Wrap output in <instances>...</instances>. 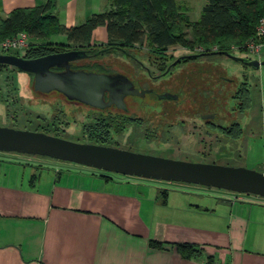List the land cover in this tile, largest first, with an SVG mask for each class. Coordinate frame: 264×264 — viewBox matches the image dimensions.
Instances as JSON below:
<instances>
[{"label":"crops","instance_id":"1","mask_svg":"<svg viewBox=\"0 0 264 264\" xmlns=\"http://www.w3.org/2000/svg\"><path fill=\"white\" fill-rule=\"evenodd\" d=\"M44 1L0 0V23ZM51 1L68 27L112 7V0ZM107 42L106 26L94 29L91 44ZM87 167L0 151V264H264L263 197ZM179 244L198 252L186 257Z\"/></svg>","mask_w":264,"mask_h":264},{"label":"rangeland","instance_id":"2","mask_svg":"<svg viewBox=\"0 0 264 264\" xmlns=\"http://www.w3.org/2000/svg\"><path fill=\"white\" fill-rule=\"evenodd\" d=\"M179 1L189 5L191 19L200 17L201 0ZM183 30L192 40L188 27L185 26ZM49 42L56 45L63 43L55 35ZM96 46L100 45L92 44L91 47ZM195 49L175 44L154 51L144 42L135 49H129L126 54L111 53L97 59L102 64V69L95 66L99 71L112 74L127 73L141 90L147 92L144 95H127L129 108L128 111L125 110V114L144 120L158 117H165L177 123L184 120L188 126H177L174 130L163 132L149 141L145 140L143 132L127 130L113 135L108 140L109 144L154 156L244 166L264 172V65L259 68L245 65L239 58L253 59L240 51H234V57L213 54L184 60L191 52H197ZM130 55L138 59L133 61L134 58L132 57V60ZM157 55L162 56L168 65L179 60L182 62L174 65L167 73L157 76L160 70L152 62ZM93 59H81L80 62L90 66L89 62H94ZM104 60L105 62H102ZM110 110L113 113L117 111L114 107ZM94 113L98 114L99 111L63 95L49 96L37 92L30 73L7 65L0 66V126L46 131L71 141L91 142L90 136L84 132L83 125L89 124L88 114ZM208 114L216 115L211 118L213 122L233 130L230 129L228 134L212 130V135H205L204 121ZM190 123L199 126L192 130L193 125L190 127ZM237 132L240 136L235 135ZM12 153L24 156L32 163L76 164L40 155ZM151 180L156 181V185L201 188L208 194L216 193L217 190L235 193L196 184Z\"/></svg>","mask_w":264,"mask_h":264},{"label":"water","instance_id":"3","mask_svg":"<svg viewBox=\"0 0 264 264\" xmlns=\"http://www.w3.org/2000/svg\"><path fill=\"white\" fill-rule=\"evenodd\" d=\"M204 54L208 53L200 55ZM222 54L234 57L230 52ZM86 58L91 57L84 49L58 51L35 58L1 54L0 65L30 73L37 92L49 96L63 95L99 112H108L114 107L116 112L125 113L129 108L127 95L147 93L135 84L129 74L101 72L80 62ZM239 60L256 68L264 65V59ZM169 96L172 97L164 95ZM0 151L40 155L105 172L196 184L264 198V172L244 166L154 156L110 145L71 141L43 131L8 126H0Z\"/></svg>","mask_w":264,"mask_h":264},{"label":"trees","instance_id":"4","mask_svg":"<svg viewBox=\"0 0 264 264\" xmlns=\"http://www.w3.org/2000/svg\"><path fill=\"white\" fill-rule=\"evenodd\" d=\"M54 8L55 3L46 0L34 7L12 10L0 23V38L27 31L30 46L23 54L27 58L68 48L87 50L90 57L126 54L144 42L154 51L180 44L190 48L202 47L208 53L191 52L187 58H192L233 53L235 48L245 53L247 41L255 35L259 19L264 18V0H206L197 20L191 19L187 5L179 0H112V7L93 13L80 25L68 27L52 13ZM100 26H106L108 42L91 47L93 31ZM185 26L191 31L192 40L183 30ZM57 34L66 35L68 43L56 45L49 42ZM213 47L217 50H211ZM152 62L160 71L168 67L162 56H154ZM96 126L88 127L91 142L105 145L100 139L105 140L109 126L100 123ZM178 249L186 257L198 252L190 244H179Z\"/></svg>","mask_w":264,"mask_h":264},{"label":"flooded vegetation","instance_id":"5","mask_svg":"<svg viewBox=\"0 0 264 264\" xmlns=\"http://www.w3.org/2000/svg\"><path fill=\"white\" fill-rule=\"evenodd\" d=\"M69 49H74V48H68ZM124 55V54H123ZM104 56H107V54L105 55H101L98 57H91L94 60V62H89L90 66L88 67H99V69H102V64L100 62L97 61V59H102ZM132 58V57H131ZM190 58V57H189ZM138 59V58H137ZM136 57L132 58L133 61L137 60ZM188 58H186L185 60H187ZM180 61L182 62V60L179 61H175L176 63H172L169 64L167 69L165 71H160V73H157V76H160L161 74H165L167 73V70L170 71V69L176 65L177 63H180ZM102 62H105L102 61ZM245 64V63H244ZM247 65V64H245ZM152 74V73H151ZM153 76V75H152ZM136 84V83H135ZM89 116V120H88V125H83V129L85 134H88V127H95L97 128L96 124L100 123V124H104L105 126H109V128H107L108 135H106L105 140L100 139L101 142H103L105 145H110L109 144V139L113 136V135H118L120 133H124L127 130H131L133 132H143L145 135V140L149 141L150 139H155L157 137L160 136V134H162L163 132H170L172 130H174L177 126L179 127H186L188 128L186 122L183 120H179L178 123L177 122H172V120L170 119H166L165 117H158V119H153V120H144L141 117L138 116H132V115H127L125 113H116V112H99L98 114L94 113V114H88ZM216 117V115L214 114H208L206 115L205 118H207L204 123V131L205 135L209 134L212 135V130H217V131H222L223 134H228L229 131L233 130V128L231 129L230 127L226 128L223 125H221L220 123H215L211 120V118ZM87 123V122H86ZM193 125V126H192ZM189 126H192V130H196V128H198V124L196 123H190ZM209 127H213L214 129H210ZM191 129V128H190ZM231 129V130H230ZM225 131V132H224ZM236 136H240V134H238V132L235 134ZM91 140V139H89ZM93 143V142H91ZM97 144V143H96Z\"/></svg>","mask_w":264,"mask_h":264},{"label":"built area","instance_id":"6","mask_svg":"<svg viewBox=\"0 0 264 264\" xmlns=\"http://www.w3.org/2000/svg\"><path fill=\"white\" fill-rule=\"evenodd\" d=\"M30 46V36L27 31L22 30L13 36L0 38V55L1 54H16L23 55ZM211 50L216 51L217 47ZM237 51L238 49H234ZM195 51L205 52L202 47H196ZM245 53L252 59L262 60L264 56V18H260L256 27V32L251 37L245 47ZM210 264H226L224 262H213Z\"/></svg>","mask_w":264,"mask_h":264}]
</instances>
